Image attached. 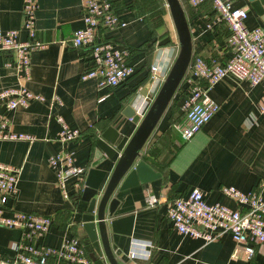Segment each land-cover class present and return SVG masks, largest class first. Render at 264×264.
<instances>
[{
  "label": "crops",
  "instance_id": "obj_1",
  "mask_svg": "<svg viewBox=\"0 0 264 264\" xmlns=\"http://www.w3.org/2000/svg\"><path fill=\"white\" fill-rule=\"evenodd\" d=\"M100 1L108 2L113 14L125 24L113 31H101V41L124 52L123 61L132 69L118 87L97 89L93 81H80V75L88 69V60L83 51L67 41L73 31L83 26L81 0H36L35 36L46 45L29 53L27 71L15 68L13 56H0V91L24 88L42 99L10 111L0 102V115L6 119L8 129L32 139L30 143L0 141V163L20 169L17 191L5 199L3 206L49 217L47 233L36 242L41 246L56 248L64 239L75 238L82 247L83 239L80 216L85 204L80 201L81 194L73 195V180H69V198L64 200L46 162L61 149L54 141L60 130L56 119L60 117L69 129L80 133L66 148L73 153L74 166L87 172L94 159L95 142L103 131L111 127L118 133V140H128L137 128L160 87L154 91L151 87L149 68L155 60L168 72L175 57L172 39L161 36L158 29L159 0ZM177 1L190 36V60H228L231 53L226 47L227 29L223 24H212L210 3L192 8L188 0ZM232 7L247 10L243 23L246 29H264L263 21L247 0H235ZM22 21L21 0H0L1 31L17 30V41L24 42ZM263 87L231 77L215 84L208 96L218 106L217 112L197 134L183 142L174 128L184 118L181 106L188 74L183 77L137 159L157 177L113 193L116 218L131 216L130 236L113 234L106 222L109 247L119 264L129 263L127 253L132 241L151 245L147 261L136 260L137 264H264V246L257 247L247 260L228 235L204 243L178 234L166 217V203L186 198L192 189L200 191L207 204L217 203L233 210L242 207L224 196L221 187L254 192L264 201V113L258 109ZM127 109L133 113L128 119ZM115 160L116 156L106 168L98 169H111ZM150 196L159 204L147 206ZM19 240L20 231L0 227V261H13L12 245ZM102 263L107 264L103 259Z\"/></svg>",
  "mask_w": 264,
  "mask_h": 264
},
{
  "label": "built area",
  "instance_id": "obj_2",
  "mask_svg": "<svg viewBox=\"0 0 264 264\" xmlns=\"http://www.w3.org/2000/svg\"><path fill=\"white\" fill-rule=\"evenodd\" d=\"M234 1L188 0L192 8L210 3L214 14L212 24H223L227 29L226 47L231 56L224 63L206 62L199 57L190 60L183 76L188 74V88L181 106L184 118L182 124L174 126L183 142L197 134L217 112L218 106L208 96V91L215 84L231 77L250 86H264V29H246L243 23L247 10L233 8ZM81 7L83 26L73 31L67 41L73 48L83 51L84 58L88 60V69L80 75V81H93L97 89L118 87L131 75L132 69L123 61L124 52L114 49L110 42L101 41V31H113L125 24L113 14L108 2L81 0ZM36 8V0H21V28L26 41H17V30H0V56H13L17 70L27 71L29 53L46 45L35 36ZM5 65L9 66L8 63ZM149 71L154 91L162 84L167 72L157 60ZM31 101L42 99L24 88L0 91V102L7 111L25 108ZM258 109L264 113V87ZM56 121L60 130L54 141L61 145V149L49 156L46 162L54 173L61 197L68 200L66 182L73 180L72 193L79 196L84 188L83 176L86 171L74 166L73 153L66 148L68 143L80 137V133L69 129L60 117ZM0 141L30 143L32 139L10 131L6 119L0 115ZM19 173L20 169L0 163V227L20 231V240L12 245L13 261H0V264H90L75 238L64 239L56 248L36 243L47 233L49 217L5 209V199L17 191ZM220 191L242 208L233 210L217 203L207 204L204 195L192 189L186 198H174L166 203V217L178 234L200 239L204 243L228 235L246 259L250 260L256 248L264 246V201L257 193H241L233 187H221ZM157 204L159 201L155 197L150 196L146 200L149 207ZM150 248V243L132 241L127 253L128 264H137L136 260L147 261Z\"/></svg>",
  "mask_w": 264,
  "mask_h": 264
},
{
  "label": "water",
  "instance_id": "obj_3",
  "mask_svg": "<svg viewBox=\"0 0 264 264\" xmlns=\"http://www.w3.org/2000/svg\"><path fill=\"white\" fill-rule=\"evenodd\" d=\"M251 10L264 23V0H247ZM175 32L178 53L170 66L165 79L156 92L137 128L127 140H118L115 129L108 127L95 142L93 162L90 163L80 201L85 204L80 216L83 239L81 245L92 264H119L110 250L106 222L113 234L130 236L131 216L116 218L114 215L117 200L114 191H122L138 184H145L157 177L141 161L140 150L155 128L161 115L173 98L191 59L190 36L183 11L177 0H164ZM125 117L131 118L132 111L126 110ZM116 160L111 169L107 163Z\"/></svg>",
  "mask_w": 264,
  "mask_h": 264
},
{
  "label": "rangeland",
  "instance_id": "obj_4",
  "mask_svg": "<svg viewBox=\"0 0 264 264\" xmlns=\"http://www.w3.org/2000/svg\"><path fill=\"white\" fill-rule=\"evenodd\" d=\"M164 0H159V30L161 31V36H165L166 38L169 36L170 39H172V47L174 48V54L175 57L178 53V45H177V39L175 36V32L169 17L168 10L166 6L164 5ZM167 43L168 40H167ZM174 57V59H175ZM174 61V60H173Z\"/></svg>",
  "mask_w": 264,
  "mask_h": 264
},
{
  "label": "trees",
  "instance_id": "obj_5",
  "mask_svg": "<svg viewBox=\"0 0 264 264\" xmlns=\"http://www.w3.org/2000/svg\"><path fill=\"white\" fill-rule=\"evenodd\" d=\"M183 114V113H182Z\"/></svg>",
  "mask_w": 264,
  "mask_h": 264
}]
</instances>
